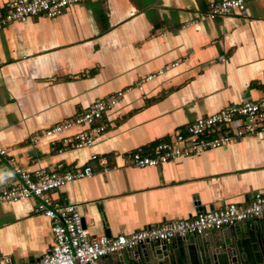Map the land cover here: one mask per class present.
<instances>
[{
	"label": "crops",
	"instance_id": "1",
	"mask_svg": "<svg viewBox=\"0 0 264 264\" xmlns=\"http://www.w3.org/2000/svg\"><path fill=\"white\" fill-rule=\"evenodd\" d=\"M214 1L222 0H86L58 17L0 30L4 159L29 172L91 167L90 178L50 195L75 205L90 235H128L264 195V136L159 167L128 161L196 119L264 95V0L248 1L243 13L189 24ZM116 91H124L122 102L107 114L106 131L92 148L58 153L47 139L29 141ZM91 154L106 165L91 161ZM2 179L0 169V188ZM34 208L33 199L0 206V264L4 257L12 264L35 262L52 247L50 221ZM120 257L108 255L99 264H123Z\"/></svg>",
	"mask_w": 264,
	"mask_h": 264
},
{
	"label": "built area",
	"instance_id": "2",
	"mask_svg": "<svg viewBox=\"0 0 264 264\" xmlns=\"http://www.w3.org/2000/svg\"><path fill=\"white\" fill-rule=\"evenodd\" d=\"M85 1L2 0L4 12L0 16V30L12 23L58 17L66 8ZM248 1L250 0L211 2L206 12L196 14L189 24H196L203 19L212 20L243 13ZM175 65L167 66L156 74L147 75L143 81H152ZM143 81H139L135 88L140 89ZM123 96L124 91L111 93L93 102L75 117L36 132L29 141L37 143L47 139L52 147L57 148L58 153L67 149L92 148L106 131L107 114L122 102ZM72 129L77 131L63 135ZM259 136H264V95L257 100H245L196 119L176 130L169 140L157 143L149 152L137 149L129 155L128 161L132 166L139 168L159 167L168 162L226 147L244 137ZM5 155V151L0 148V169L3 174L0 206L33 199L34 212L50 221L52 247L37 261L24 264H94L103 257L120 251H130L139 246L151 243L167 244L176 237L200 235L246 221H264V195L257 193L245 206L225 203L191 219L153 225L128 235L93 236L84 229L81 215L75 205H60L50 197L53 191L70 182L90 178L93 175L91 167L85 166L63 174L47 172L44 169L29 172L15 165L12 160L5 161ZM90 160L106 165L105 159L95 154L90 155ZM1 264L12 263L4 257Z\"/></svg>",
	"mask_w": 264,
	"mask_h": 264
},
{
	"label": "water",
	"instance_id": "3",
	"mask_svg": "<svg viewBox=\"0 0 264 264\" xmlns=\"http://www.w3.org/2000/svg\"><path fill=\"white\" fill-rule=\"evenodd\" d=\"M220 230L176 237L167 244L151 243L117 255L123 264L129 260L136 264H264V221L229 226L221 236L216 234Z\"/></svg>",
	"mask_w": 264,
	"mask_h": 264
}]
</instances>
